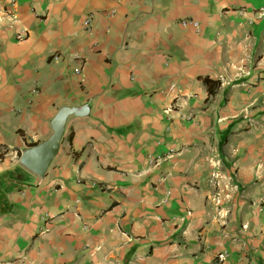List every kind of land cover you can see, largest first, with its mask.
Masks as SVG:
<instances>
[{
	"label": "crops",
	"instance_id": "crops-1",
	"mask_svg": "<svg viewBox=\"0 0 264 264\" xmlns=\"http://www.w3.org/2000/svg\"><path fill=\"white\" fill-rule=\"evenodd\" d=\"M0 15V264H264V0ZM64 107L83 115L40 179L19 157ZM215 169L238 189L223 220Z\"/></svg>",
	"mask_w": 264,
	"mask_h": 264
},
{
	"label": "water",
	"instance_id": "water-1",
	"mask_svg": "<svg viewBox=\"0 0 264 264\" xmlns=\"http://www.w3.org/2000/svg\"><path fill=\"white\" fill-rule=\"evenodd\" d=\"M82 115L81 110L67 107L60 109L51 122V137L34 147L24 149L19 157V164L36 177L44 178L51 162L58 155L67 118Z\"/></svg>",
	"mask_w": 264,
	"mask_h": 264
},
{
	"label": "built area",
	"instance_id": "built-area-1",
	"mask_svg": "<svg viewBox=\"0 0 264 264\" xmlns=\"http://www.w3.org/2000/svg\"><path fill=\"white\" fill-rule=\"evenodd\" d=\"M14 2L12 1V5ZM1 20V15H0ZM252 21H249L251 23ZM87 24V22H86ZM88 25V24H87ZM182 27L192 26L194 28H198V23L188 20H182L180 22ZM76 74L79 73L78 70L75 71ZM211 183L215 189V194L212 197V201L214 202L215 211L217 213L218 218L225 219L226 214H223L222 207L225 206L226 203H229L232 200V197L235 193H237V185L234 184L232 178L230 176H226L222 174L217 169L213 170L211 173ZM226 254L217 255V263H222L226 259Z\"/></svg>",
	"mask_w": 264,
	"mask_h": 264
},
{
	"label": "trees",
	"instance_id": "trees-1",
	"mask_svg": "<svg viewBox=\"0 0 264 264\" xmlns=\"http://www.w3.org/2000/svg\"><path fill=\"white\" fill-rule=\"evenodd\" d=\"M203 82H204V84L206 85V87L208 89V95H212L211 86H215V87L219 86V82L218 81H212V80H209L208 78H204Z\"/></svg>",
	"mask_w": 264,
	"mask_h": 264
}]
</instances>
